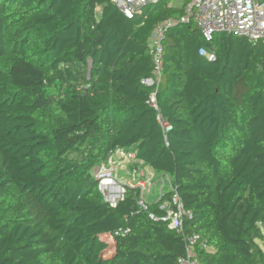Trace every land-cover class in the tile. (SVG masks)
<instances>
[{
    "label": "trees",
    "instance_id": "obj_1",
    "mask_svg": "<svg viewBox=\"0 0 264 264\" xmlns=\"http://www.w3.org/2000/svg\"><path fill=\"white\" fill-rule=\"evenodd\" d=\"M175 1L129 18L113 0H0V264H180L194 235L202 264H264V40L169 29L166 132L141 80ZM118 148L159 175L156 202L139 187L104 200L94 167ZM164 173L192 212L178 229L149 216L167 214Z\"/></svg>",
    "mask_w": 264,
    "mask_h": 264
},
{
    "label": "built area",
    "instance_id": "obj_2",
    "mask_svg": "<svg viewBox=\"0 0 264 264\" xmlns=\"http://www.w3.org/2000/svg\"><path fill=\"white\" fill-rule=\"evenodd\" d=\"M160 0H113L116 6L129 18L135 16H144L145 7ZM180 5L182 14L180 17L165 20L154 28L149 37L150 54L152 55L155 68L152 75L142 78L141 82L148 86H155L157 89L151 93L148 105L157 112V120L164 131L171 130V124L165 120L160 113L158 102V89L160 87L162 76V58H163V39L165 33L179 23L194 22L201 29L206 39H212L216 32H226L237 36L248 38L250 41L258 42L264 40V0H176ZM201 56L207 57L209 61L217 58L214 49L208 50L204 47L199 49ZM115 150L109 154L107 162H102L94 167V176L98 180V187L104 200L112 207H116L120 201L126 197L128 187L141 188L142 192L147 187L145 178H139L137 173L130 175L129 180H123L116 176L115 170L119 161L115 159ZM122 159L128 158L131 161L136 160L135 151L121 149ZM161 185L159 198H163L167 191L172 192L170 201L163 204L167 208V214L157 216L155 213H149L150 218L169 222L173 229L181 228L183 217H192V212L184 208L181 195L177 191L173 178L169 174L161 175ZM144 209H148V204L144 199L139 201ZM106 242L111 243L114 240L113 234H104L102 236ZM187 255L179 259L180 264H202L196 254L192 253L191 247L194 246L199 236L186 237Z\"/></svg>",
    "mask_w": 264,
    "mask_h": 264
},
{
    "label": "rangeland",
    "instance_id": "obj_3",
    "mask_svg": "<svg viewBox=\"0 0 264 264\" xmlns=\"http://www.w3.org/2000/svg\"><path fill=\"white\" fill-rule=\"evenodd\" d=\"M130 161L127 158L126 162L123 165H121V166H120V164L117 165V169L115 170V174L117 177L125 180L126 174L124 173L125 171H124L123 167L130 166L132 163H133V167L138 166V164H137L138 160L137 159L135 161H131V162ZM134 173H135V171H132L131 173L128 172V174H130V175H132ZM145 174H146L147 187L145 189L144 198L146 199L147 202L154 203L158 200V196L156 195V193H157V189H158L157 179L159 178V175L156 174L154 171H151V169H149V168H147L145 170ZM112 243L113 242H111V244ZM261 245L264 248V244L261 243ZM113 252H114V250L109 249L107 252H105L104 257H109L110 255H112Z\"/></svg>",
    "mask_w": 264,
    "mask_h": 264
},
{
    "label": "crops",
    "instance_id": "obj_4",
    "mask_svg": "<svg viewBox=\"0 0 264 264\" xmlns=\"http://www.w3.org/2000/svg\"><path fill=\"white\" fill-rule=\"evenodd\" d=\"M121 149L122 148L116 149L115 150V155H114L115 159H117L119 161L120 166L123 165L126 162V160H127V158L122 159ZM129 161H130V159H129ZM137 164H138V166H134V167H133V163L130 166L123 167V169L125 171L124 173L126 174L125 180H129L130 179L131 176L128 174V172L131 173L132 171H135L139 178H141V177L145 178V170L147 168H149V167L145 166L144 163L142 161H140V160H138ZM149 169H151V168H149ZM151 171H153V170L151 169Z\"/></svg>",
    "mask_w": 264,
    "mask_h": 264
}]
</instances>
